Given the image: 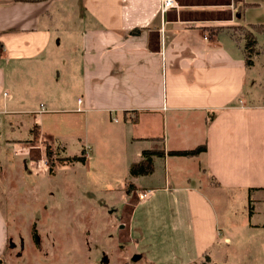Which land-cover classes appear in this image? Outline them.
Returning a JSON list of instances; mask_svg holds the SVG:
<instances>
[{
  "label": "crops",
  "instance_id": "obj_1",
  "mask_svg": "<svg viewBox=\"0 0 264 264\" xmlns=\"http://www.w3.org/2000/svg\"><path fill=\"white\" fill-rule=\"evenodd\" d=\"M177 2L163 18L161 0H0V143L7 140L0 154L23 157L15 147L25 142L7 136L14 118L40 122L35 114L48 112L96 126L109 116L117 123L106 124L117 127L114 145L135 149V161L120 160L126 168L145 149L206 143L199 156L161 157L163 181L147 185L139 181L144 175L131 176L139 200L128 240L148 264H201L205 251L213 259L215 194L251 188L249 228L264 230V35L256 36L259 53L247 66L243 43L226 30L210 31L264 24V0ZM75 11L81 24L62 25ZM84 143L93 151L90 139ZM31 156L27 167L26 158L20 164L35 171L40 161ZM175 162L182 168L168 173ZM9 236L0 205V257Z\"/></svg>",
  "mask_w": 264,
  "mask_h": 264
},
{
  "label": "rangeland",
  "instance_id": "obj_2",
  "mask_svg": "<svg viewBox=\"0 0 264 264\" xmlns=\"http://www.w3.org/2000/svg\"><path fill=\"white\" fill-rule=\"evenodd\" d=\"M78 16L79 12L75 11L61 24H79ZM258 34L264 35L255 32V36ZM257 45L260 46L259 41ZM35 115L40 122L30 116L14 118L12 131L7 134L25 142L15 147V153L23 157H9L10 154L4 151L0 154V205L10 232L1 264H148L128 240V216L139 196L137 191L130 190L129 184L136 180L130 176V165L126 168L120 160L135 161L136 157L133 146L127 149V146L114 145L112 133L117 127L113 131L114 127L108 129L106 124L117 123L111 122L109 116H106L107 122L96 126L83 116L68 112ZM113 120L117 121L116 118ZM1 133L6 134L2 130ZM132 134H135L134 130ZM84 139H90L93 151L83 148ZM6 142L4 137L0 145L5 146ZM26 145L29 146L27 149ZM169 146L174 148L172 142ZM57 148L62 155L69 156L83 150L86 155L88 151L89 164L62 163L57 158ZM120 150L124 152L123 156L115 153ZM47 151L56 159L52 167ZM29 154L40 161L34 166L35 171L20 164ZM27 158L25 167L29 162ZM191 162L189 160L188 171ZM154 166L153 174H146V178L139 181L147 185L163 181L164 158H155ZM175 166L171 164L168 173L182 168L177 162ZM190 178L196 183L194 176L190 175ZM251 190H235L229 192L232 195L210 197L220 222L211 263L264 264V230L253 232L249 228V216L254 208ZM256 206L260 207L259 204ZM225 237L231 242L225 241Z\"/></svg>",
  "mask_w": 264,
  "mask_h": 264
},
{
  "label": "trees",
  "instance_id": "obj_3",
  "mask_svg": "<svg viewBox=\"0 0 264 264\" xmlns=\"http://www.w3.org/2000/svg\"><path fill=\"white\" fill-rule=\"evenodd\" d=\"M16 1H30V2H37L41 0H16ZM220 30H226L230 36H232L238 43H243V50L245 53V61L246 65L250 66L253 64V58L256 54L259 53L258 45H257V38L255 36V32H262L264 33V24H244V25H228V26H218L213 27L210 29L211 32L215 33ZM62 148L61 145H58V148ZM50 149V147H48ZM56 150L57 158L63 162H82L86 161L85 150H83L80 154L69 156V155H62L60 149ZM207 151L206 143L199 144L198 146L191 148V149H180V150H168L166 151L164 148H151L143 150V158L138 162H133L130 166V176H139V175H146L152 173L154 170V158L155 157H165L166 155L170 156H199L202 152ZM47 156H49L48 161H50V166L52 167L56 160L54 155L47 151ZM48 158V157H47ZM129 186L131 187L130 190H134L133 184L130 183ZM253 211H251L252 214ZM33 239L37 242L36 234L33 232ZM3 256L0 257V264L3 263ZM201 264H212L210 256L208 252L203 253V260Z\"/></svg>",
  "mask_w": 264,
  "mask_h": 264
},
{
  "label": "built area",
  "instance_id": "obj_4",
  "mask_svg": "<svg viewBox=\"0 0 264 264\" xmlns=\"http://www.w3.org/2000/svg\"><path fill=\"white\" fill-rule=\"evenodd\" d=\"M161 2H162V5H161V13H162L163 18L165 17V14L169 10H171L174 7H177V5H178L177 0H161ZM163 22H164V20H163ZM1 48L2 47L0 46V51H1ZM0 140H1V136H0Z\"/></svg>",
  "mask_w": 264,
  "mask_h": 264
},
{
  "label": "water",
  "instance_id": "obj_5",
  "mask_svg": "<svg viewBox=\"0 0 264 264\" xmlns=\"http://www.w3.org/2000/svg\"><path fill=\"white\" fill-rule=\"evenodd\" d=\"M12 246L14 245V244H11Z\"/></svg>",
  "mask_w": 264,
  "mask_h": 264
}]
</instances>
